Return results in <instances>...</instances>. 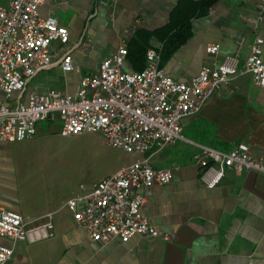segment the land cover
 <instances>
[{
	"label": "crops",
	"instance_id": "obj_1",
	"mask_svg": "<svg viewBox=\"0 0 264 264\" xmlns=\"http://www.w3.org/2000/svg\"><path fill=\"white\" fill-rule=\"evenodd\" d=\"M181 1L45 0L40 15L57 17L69 30V41L50 45L55 63L33 78L58 69L61 89H53L74 92L81 75L96 70L121 44L127 45L136 28L152 32L163 27ZM259 1H213L205 14L189 20V37L160 66L187 81L202 66L214 67L224 56L237 53L240 68L257 37L262 39L264 60V11L258 13ZM209 44H218V51L207 52ZM66 52L73 65L69 71L59 64ZM123 68L134 70L127 56ZM182 135L184 140L151 154L155 168H172L170 182L152 183L143 191L142 212L170 239L134 236L106 244L92 242L62 207L66 199L79 195L80 188L61 189L56 183L48 187L24 178L13 151L20 142L0 141V207L39 217L38 223L44 213L55 212V236L16 242L8 264H264V174L230 169L208 189L192 159L191 143L224 151L243 144L252 155L264 157V95L251 75L239 73L212 94L196 114L183 120Z\"/></svg>",
	"mask_w": 264,
	"mask_h": 264
},
{
	"label": "built area",
	"instance_id": "obj_2",
	"mask_svg": "<svg viewBox=\"0 0 264 264\" xmlns=\"http://www.w3.org/2000/svg\"><path fill=\"white\" fill-rule=\"evenodd\" d=\"M45 0H7L0 5V141L21 142L36 138L38 123L58 125L61 136L99 133L108 146L137 154V160L90 184L62 205L92 242L106 244L113 238L169 240L142 212L144 189L172 178V168H155L154 151L173 146L182 135L183 120L196 114L208 98L229 80L248 73L264 95V60L257 37L239 68L237 53L224 56L214 67L202 66L187 81H180L161 66V46L145 53L141 70L123 68L126 44L103 58L96 70L79 78L77 89L64 92H26L31 79L55 61L53 43L66 44L69 30L53 15L41 16ZM264 11V0L257 4ZM218 44L206 51L216 53ZM64 71L72 69L71 55L59 60ZM192 159L199 166V179L212 189L227 170H252L264 174V157L252 155L243 144L224 151L193 144ZM54 211L38 218L0 207V264H8L15 243H36L55 236Z\"/></svg>",
	"mask_w": 264,
	"mask_h": 264
},
{
	"label": "rangeland",
	"instance_id": "obj_3",
	"mask_svg": "<svg viewBox=\"0 0 264 264\" xmlns=\"http://www.w3.org/2000/svg\"><path fill=\"white\" fill-rule=\"evenodd\" d=\"M6 3L7 0H0V5ZM49 74L46 76L43 71L33 78L26 92L58 88L63 77L61 71L55 69ZM37 127V138L15 143L13 151L24 178L38 179L48 187L57 184L61 189L76 190L80 184H90L138 158L137 154L108 146L96 132L61 136L55 123L39 122Z\"/></svg>",
	"mask_w": 264,
	"mask_h": 264
},
{
	"label": "trees",
	"instance_id": "obj_4",
	"mask_svg": "<svg viewBox=\"0 0 264 264\" xmlns=\"http://www.w3.org/2000/svg\"><path fill=\"white\" fill-rule=\"evenodd\" d=\"M215 0H182L172 11L169 21L154 31L136 28L127 42V57L134 70L144 67L145 53L150 47L161 46V61L189 37V20L206 13ZM160 61V62H161Z\"/></svg>",
	"mask_w": 264,
	"mask_h": 264
}]
</instances>
